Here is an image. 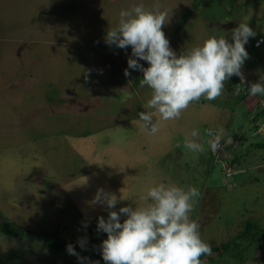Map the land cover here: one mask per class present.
I'll return each instance as SVG.
<instances>
[{"label":"rangeland","instance_id":"374dc122","mask_svg":"<svg viewBox=\"0 0 264 264\" xmlns=\"http://www.w3.org/2000/svg\"><path fill=\"white\" fill-rule=\"evenodd\" d=\"M156 2L170 10L162 30L177 57L213 35L223 33L232 42V30L241 22L256 33L252 44L264 39V0H230L227 6L206 0L195 10L196 0H0V221L7 218L38 235L0 233V264H93L46 249L45 236L97 239L102 245L107 234L97 230L98 218L140 205V196L160 182L200 190L190 215L211 247L234 239L248 219L264 229V165L248 175L243 172L248 159L235 163L236 170L227 162L250 142L264 143V121L252 122L255 115L264 116V95L256 96L250 113L238 109L232 76L222 96L193 102L179 119L161 122L154 136L132 123L145 111L151 89L141 87L142 72L128 69L131 47L108 45L106 36L118 26L122 10L141 3L151 9ZM258 64L264 71L260 59ZM193 129L203 152L184 146ZM208 129H223L215 152L207 143ZM263 155L264 149L255 158ZM225 165L228 178L221 176ZM239 171L242 175L233 177ZM98 189L122 200L114 209L94 205ZM126 218L121 215L120 222ZM251 253L245 264H264V242ZM201 259L238 264L219 251Z\"/></svg>","mask_w":264,"mask_h":264},{"label":"clouds","instance_id":"9594fccd","mask_svg":"<svg viewBox=\"0 0 264 264\" xmlns=\"http://www.w3.org/2000/svg\"><path fill=\"white\" fill-rule=\"evenodd\" d=\"M170 15L159 2L151 9L141 3L122 10L118 26L109 28L106 36L108 45L131 47L133 58L127 61L128 69L142 72L141 87L151 89L145 111L139 112V119L132 123L152 136L161 130V122L179 119L193 102L222 96L225 82L232 76L240 77L244 85L242 67L249 58L245 45L256 35L248 23L241 22L232 30V42L223 35H213L177 57L162 30ZM139 61L149 66L145 68ZM130 74L126 69L124 75ZM248 90L250 96L264 95V76L251 83ZM207 135L211 137L207 143L215 152L221 145L223 129H208ZM199 138V131L193 129L185 136L184 146L193 153L203 152ZM82 178L86 183L87 178ZM200 196L197 187L185 189L171 181L160 182L140 196V205L109 211L107 220L99 217L97 230L107 234L101 245L105 264H205L201 257L213 255L212 247L201 238V225L190 215ZM120 200L121 196L118 199L116 194L98 189L91 203L114 209ZM121 215L127 217L123 223ZM79 243L83 248L84 240ZM67 252L86 259L79 257L71 244Z\"/></svg>","mask_w":264,"mask_h":264},{"label":"trees","instance_id":"16d2710c","mask_svg":"<svg viewBox=\"0 0 264 264\" xmlns=\"http://www.w3.org/2000/svg\"><path fill=\"white\" fill-rule=\"evenodd\" d=\"M204 1H206V0H196V2H194V5H193L194 8L191 10H195L197 7H199V5L203 4ZM223 1L225 2V5H226V4H228V2H226V1H230V0H223ZM234 1L237 3L238 1H241V0H234ZM185 17L186 16L184 15L183 18H185ZM263 43H264V39H263ZM263 43H262V45H263ZM254 45H255V43H254ZM261 46H259V47H261ZM255 47H258V46L255 45ZM233 79L235 81H237V76H233ZM239 94L242 98L250 96L249 90L246 87H244L243 91H241ZM249 113H250V111H249ZM262 113H264V112H262ZM257 120L264 121V116L257 114V115H255L254 119H252V122L255 121V123L258 124ZM258 127H259L258 125L254 126V128H257L256 134H259L261 131ZM245 137H247V136L245 135ZM243 138L240 139L239 141L241 142V140H243ZM246 145H248V144L246 143ZM249 146L250 147L246 148L248 150H246L244 153H242L240 151V153L236 154L233 157V159L227 161L229 163V165L236 170V167H234V165H236L235 163L239 164L240 160H242L241 158L248 159L249 165L247 167H244L245 171H243L246 174H248L249 171H252V169H255L258 166L264 165V155L262 156V158H261V156L259 158H255L257 156V153L259 151H261L262 149H264V143H262V142L261 143L260 142H255V143L252 142L251 143L250 142ZM236 148L237 147L235 146L234 149H236ZM219 163H223V161L221 160V161H219ZM228 163H226V164L228 165ZM212 164H213L212 168H216V165L214 163H212ZM224 171L225 170L223 168H221L222 178H225V177L228 178L226 176V174L224 173ZM243 172H240V171L238 173L236 172L233 175V177L238 178V176L240 174L242 175ZM229 183H231L233 186H236V184H237V182H235V181L229 182ZM242 225H243L242 231L240 233L236 234L234 239H232L228 242H225L221 247H212V251L214 253L219 251V255L222 254V252L224 255H231V258L236 260L238 262V264H245L249 259H251V254H252L251 252H254V251L256 252L259 245H261L264 242V239H263L264 229L254 219H248L247 222L245 224H242ZM29 231L30 230L28 228L21 227V226L15 224L14 222L10 221L7 218H3L2 221H0V233L5 235V236L12 237V238H22V237L27 236V235L33 236V237H38V235H34L32 233H29ZM69 244H71L73 246L75 252L78 253L79 256L88 258L92 262L99 261V264H105V261L102 259L101 244H100V241L97 239L84 242V246L82 248L79 242H72V241L65 240L57 233L47 235L44 238V247L46 249H52V250H54L60 254L70 255L67 252V246ZM70 256H74V255H70Z\"/></svg>","mask_w":264,"mask_h":264},{"label":"crops","instance_id":"0c3cea01","mask_svg":"<svg viewBox=\"0 0 264 264\" xmlns=\"http://www.w3.org/2000/svg\"><path fill=\"white\" fill-rule=\"evenodd\" d=\"M226 2H228V1H226ZM262 4H264V3H262ZM236 17L237 16H235L233 19H235ZM224 18L223 17L219 18V23H217L219 25V28L223 25V19ZM235 21H237V20L235 19ZM235 21H232V23H230L228 25V28H230L231 25H234ZM212 24H216V23H212ZM222 29H225V28L222 27ZM221 35L224 36L223 33ZM260 38L261 37L255 38L253 44L251 41V37L249 38V41H248L249 46L246 47L248 49L249 58L245 61L244 65L242 67V72H243L244 77H245V83H244V85L241 84L240 77H237V81L235 83L236 85L233 88L234 94H235V96H237L236 97L237 98L236 104H239L238 109H241L243 107V108H245V111L247 113L250 110L252 111V108H254L253 105L255 104L254 101H255L256 96H248V97L242 98L239 93L241 91H243L244 87H246L248 89V86L251 83L259 82L260 77L264 76L263 68L261 67V64H258L259 59L261 60L262 63H264V43L259 48L255 47V45H254L255 41H257ZM253 65H255V66H253ZM253 67H255V68H253ZM251 73H252V75H250ZM226 125L227 124H224L223 127H226ZM228 129L230 130L229 127H228Z\"/></svg>","mask_w":264,"mask_h":264},{"label":"built area","instance_id":"2783aa9c","mask_svg":"<svg viewBox=\"0 0 264 264\" xmlns=\"http://www.w3.org/2000/svg\"><path fill=\"white\" fill-rule=\"evenodd\" d=\"M262 43H263V39H259V40L255 43V45L259 47V46L262 45ZM225 166H226V165H225ZM226 168H227V166H226L224 169H226ZM227 176H228V177L231 176L230 172L228 173Z\"/></svg>","mask_w":264,"mask_h":264}]
</instances>
